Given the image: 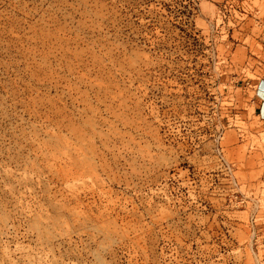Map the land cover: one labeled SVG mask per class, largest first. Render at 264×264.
<instances>
[{
    "label": "rangeland",
    "instance_id": "1",
    "mask_svg": "<svg viewBox=\"0 0 264 264\" xmlns=\"http://www.w3.org/2000/svg\"><path fill=\"white\" fill-rule=\"evenodd\" d=\"M264 0H0V264H264Z\"/></svg>",
    "mask_w": 264,
    "mask_h": 264
},
{
    "label": "built area",
    "instance_id": "2",
    "mask_svg": "<svg viewBox=\"0 0 264 264\" xmlns=\"http://www.w3.org/2000/svg\"><path fill=\"white\" fill-rule=\"evenodd\" d=\"M259 97L264 101V94L262 90L258 91Z\"/></svg>",
    "mask_w": 264,
    "mask_h": 264
}]
</instances>
